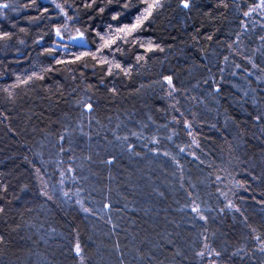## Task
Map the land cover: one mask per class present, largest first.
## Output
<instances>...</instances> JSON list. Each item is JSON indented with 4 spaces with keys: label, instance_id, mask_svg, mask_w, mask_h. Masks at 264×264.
I'll return each mask as SVG.
<instances>
[{
    "label": "trees",
    "instance_id": "obj_1",
    "mask_svg": "<svg viewBox=\"0 0 264 264\" xmlns=\"http://www.w3.org/2000/svg\"><path fill=\"white\" fill-rule=\"evenodd\" d=\"M153 2L0 0V264H264V7Z\"/></svg>",
    "mask_w": 264,
    "mask_h": 264
},
{
    "label": "snow or ice",
    "instance_id": "obj_2",
    "mask_svg": "<svg viewBox=\"0 0 264 264\" xmlns=\"http://www.w3.org/2000/svg\"><path fill=\"white\" fill-rule=\"evenodd\" d=\"M190 3H191V0H183V7L188 8L190 6ZM159 6H160V0H154V2L151 5H149V7L145 10V13L142 16H139V17L136 18V22L133 25H131V27L126 25L124 28L118 29L117 31H119V32H127L129 34L132 33V32H135L143 24V22L146 19H148V17L151 15L152 9L157 8ZM7 7H9L8 4L0 3V8H7ZM260 7H264V0H261ZM247 14L248 13H245V15H247ZM116 18L117 17H113V19H116ZM57 34H59V30H57ZM5 35H7V34H5ZM110 43H115V41H111ZM109 46H110V44H109ZM101 62H104V61H101ZM116 67L119 68L120 65L117 64ZM165 80L167 81V83H168V85L170 87H174L172 85V77H170V76L169 77H165ZM86 107L89 110H91L92 105L88 104V105H86ZM257 119H259V117H257ZM109 163H111V161H109ZM65 195H67V193H65ZM84 210L86 212L90 211L89 209H84ZM192 210L194 212H199V208L198 207H194ZM0 211H2V209H0ZM202 218H204V217H202ZM75 251H76L77 254H79L81 252V248H80V245L78 243L75 245ZM200 255L202 256L203 253H200ZM217 255H219V253H217Z\"/></svg>",
    "mask_w": 264,
    "mask_h": 264
},
{
    "label": "water",
    "instance_id": "obj_3",
    "mask_svg": "<svg viewBox=\"0 0 264 264\" xmlns=\"http://www.w3.org/2000/svg\"><path fill=\"white\" fill-rule=\"evenodd\" d=\"M56 39H57L58 41H60V42H64V41H65V39H64L60 34H57V35H56Z\"/></svg>",
    "mask_w": 264,
    "mask_h": 264
},
{
    "label": "rangeland",
    "instance_id": "obj_4",
    "mask_svg": "<svg viewBox=\"0 0 264 264\" xmlns=\"http://www.w3.org/2000/svg\"><path fill=\"white\" fill-rule=\"evenodd\" d=\"M81 40H82L81 36H78V37L72 38L71 41H81Z\"/></svg>",
    "mask_w": 264,
    "mask_h": 264
}]
</instances>
